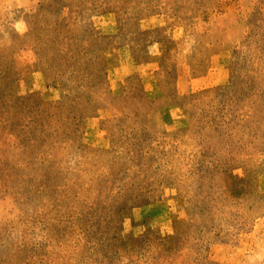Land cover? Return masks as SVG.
Returning a JSON list of instances; mask_svg holds the SVG:
<instances>
[{"label": "rangeland", "instance_id": "obj_1", "mask_svg": "<svg viewBox=\"0 0 264 264\" xmlns=\"http://www.w3.org/2000/svg\"><path fill=\"white\" fill-rule=\"evenodd\" d=\"M0 264H264V0H0Z\"/></svg>", "mask_w": 264, "mask_h": 264}]
</instances>
